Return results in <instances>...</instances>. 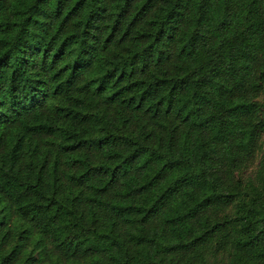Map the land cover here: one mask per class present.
I'll return each mask as SVG.
<instances>
[{
    "label": "trees",
    "instance_id": "1",
    "mask_svg": "<svg viewBox=\"0 0 264 264\" xmlns=\"http://www.w3.org/2000/svg\"><path fill=\"white\" fill-rule=\"evenodd\" d=\"M0 264H264V0H0Z\"/></svg>",
    "mask_w": 264,
    "mask_h": 264
}]
</instances>
